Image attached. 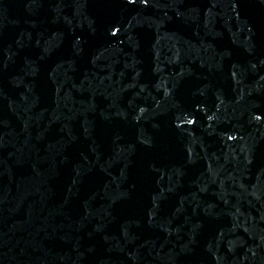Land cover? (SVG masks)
I'll list each match as a JSON object with an SVG mask.
<instances>
[{
    "label": "water",
    "instance_id": "obj_1",
    "mask_svg": "<svg viewBox=\"0 0 264 264\" xmlns=\"http://www.w3.org/2000/svg\"><path fill=\"white\" fill-rule=\"evenodd\" d=\"M0 264H264V0H0Z\"/></svg>",
    "mask_w": 264,
    "mask_h": 264
}]
</instances>
